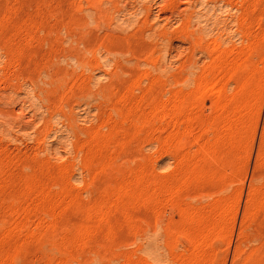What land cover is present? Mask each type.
<instances>
[{"label": "rangeland", "instance_id": "rangeland-1", "mask_svg": "<svg viewBox=\"0 0 264 264\" xmlns=\"http://www.w3.org/2000/svg\"><path fill=\"white\" fill-rule=\"evenodd\" d=\"M0 264H264V0H0Z\"/></svg>", "mask_w": 264, "mask_h": 264}]
</instances>
